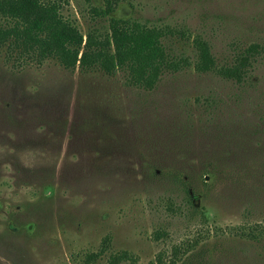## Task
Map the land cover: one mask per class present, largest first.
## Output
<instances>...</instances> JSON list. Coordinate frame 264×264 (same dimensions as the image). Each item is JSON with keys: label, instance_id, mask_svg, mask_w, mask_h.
Masks as SVG:
<instances>
[{"label": "rangeland", "instance_id": "rangeland-1", "mask_svg": "<svg viewBox=\"0 0 264 264\" xmlns=\"http://www.w3.org/2000/svg\"><path fill=\"white\" fill-rule=\"evenodd\" d=\"M42 1L84 41L157 29L178 67L148 89L0 55V264H264V0Z\"/></svg>", "mask_w": 264, "mask_h": 264}, {"label": "trees", "instance_id": "trees-1", "mask_svg": "<svg viewBox=\"0 0 264 264\" xmlns=\"http://www.w3.org/2000/svg\"><path fill=\"white\" fill-rule=\"evenodd\" d=\"M60 10V4L55 2L0 0V55L11 70L31 65L39 67L47 60H55L65 70H98L107 75L123 71L133 85L149 89L164 70L178 67L167 55L161 41L163 34L157 29L112 19L105 38L88 34L84 41L80 30L65 20ZM109 12L110 8L101 14ZM198 44L200 55L196 70L212 71L214 60L209 50L205 44ZM255 51L251 47L234 67L224 68L220 74L240 81L251 65L249 54ZM157 262L162 263L157 258L151 264Z\"/></svg>", "mask_w": 264, "mask_h": 264}]
</instances>
